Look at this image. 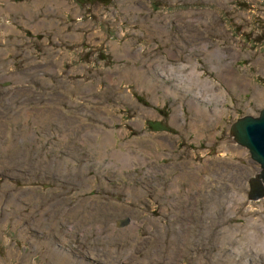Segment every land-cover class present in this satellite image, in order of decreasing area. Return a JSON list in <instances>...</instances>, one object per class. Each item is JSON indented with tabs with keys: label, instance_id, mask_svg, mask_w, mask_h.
<instances>
[{
	"label": "rangeland",
	"instance_id": "374dc122",
	"mask_svg": "<svg viewBox=\"0 0 264 264\" xmlns=\"http://www.w3.org/2000/svg\"><path fill=\"white\" fill-rule=\"evenodd\" d=\"M98 1L55 0L61 15L54 21V12L45 10L48 0H0V264H30L28 242L42 264H67L76 256L103 264L90 255L104 264H264V198L246 197V183L260 164L247 146L229 139L236 118L264 107V0H151L150 9L160 11L159 27L150 18L145 31L140 25L150 14L139 0L108 2L112 15ZM187 17L192 33L184 34L180 23ZM146 31L155 46L143 55L137 34ZM110 40L120 45L115 53ZM206 41L215 51L205 57ZM181 65L192 81L179 82ZM149 87L154 94L148 97L157 104L170 96L174 130L166 133L168 142L153 144L157 133L144 130L157 111L136 92ZM99 110L114 117H101ZM108 131L112 142L100 147ZM133 139L139 141L131 146L143 148L145 161L130 156L135 150L127 143ZM154 148L160 156L151 158ZM69 160L71 169L82 170L74 178L50 168ZM59 180L69 188L59 196L48 193L45 184L55 188ZM82 181L89 186L84 192L70 184ZM28 185L55 201L46 217L40 212L46 201L36 209L28 202ZM89 198L91 207L84 206ZM124 217L129 222L118 226ZM52 226L54 234L48 231ZM32 231L37 237L44 233V241L31 239ZM51 240H65L68 249ZM59 250L65 257L55 256Z\"/></svg>",
	"mask_w": 264,
	"mask_h": 264
},
{
	"label": "flooded vegetation",
	"instance_id": "af4514ba",
	"mask_svg": "<svg viewBox=\"0 0 264 264\" xmlns=\"http://www.w3.org/2000/svg\"><path fill=\"white\" fill-rule=\"evenodd\" d=\"M48 1H50V0H48ZM55 0H52L51 1V3H52V5H53V2H54ZM83 4H89V5H92L93 4V1L94 0H80ZM98 1V0H97ZM113 0H99L98 2H100V3H103L104 5H106V6H110L109 4H108V2H112ZM132 1H134V0H132ZM165 1H169V0H163V1H159V3H163V4H166V2ZM55 3V2H54ZM150 3H152V1L151 0H139L138 2H137V4H138V6L140 7V9H142V10H144V12H145V14H150V16H145L144 17V20H145V24L143 25V26H141L140 25V29H142V30H146L147 29V23H149V19L150 18H153V21L154 22H156V23H154V24H151L152 26H154V28L155 29H158V27H159V24H157V19H158V17H160V15H159V12L160 11H156V10H151L150 9ZM161 3V4H162ZM168 3H170V4H173L174 5V2H171V1H169ZM184 4V3H183ZM54 6V5H53ZM55 8H56V11H52V9L50 8V7H48L47 8V4H46V11H48V12H54V16H56V19L54 20V21H57V15L58 14H60L61 15V4H59V3H55V6H54ZM112 7L113 8H116L117 7V5H112ZM130 8V7H129ZM130 9H132V8H130ZM141 10V11H142ZM46 11H44V14L43 15H46V14H48V12H46ZM107 11H108V13L110 14V15H112V9H111V6L107 9ZM157 13V14H156ZM172 14V13H171ZM187 18H190V17H187ZM190 20H192L191 18L190 19H188V21L186 22L185 20H183V21H181V25H182V30H183V28H184V34H186V33H192L191 32V26H190ZM126 21V20H125ZM107 22H110L111 24L113 23V18L111 19L110 18V20H107ZM129 22H130V19H129ZM128 22V23H129ZM81 23V22H80ZM182 23H184V24H182ZM167 24V23H166ZM139 25V24H138ZM188 29H190V30H188ZM144 31H141V32H144ZM141 32H139L138 34H137V36H138V38L139 39H141L142 41H143V43H142V45L145 47V51L142 53L143 55H145V54H149V52L148 51H146V50H149L150 48H152L153 46H155L154 44H153V42L152 41H150V39H152L153 38V36L152 35H148L147 34V31L145 32V33H141ZM205 31H203V33H204ZM79 33V32H78ZM194 36V35H193ZM156 37V36H155ZM156 39H158V40H161L160 38H157L156 37ZM186 39V38H185ZM160 43V42H159ZM168 42H166V44H167ZM185 44H186V42H184ZM186 46V45H185ZM201 47L204 49L202 52H203V54H204V56L206 57V56H208V55H212V54H214L213 52H211V53H208L206 50H205V48H207V49H209V42H204L202 45H201ZM169 48L171 49V46H169ZM170 49H169V51H170ZM183 52V51H182ZM182 52H180V53H178L179 55L182 53ZM159 54H161V55H163L164 53H159ZM186 60H187V57L185 58ZM188 60L189 61H192V58H191V56H189L188 57ZM203 61L205 62V59L203 58V57H200V58H197V62L198 63H203ZM201 63V64H202ZM221 64H223V62L221 63ZM195 66H196V64H195ZM219 67H222V65H220ZM184 69H185V66L184 65H181L180 67H179V71L177 72V75H178V80H179V82L180 81H183V82H188V81H190L191 79H189V74H187V75H185L184 74ZM215 70H218V68L217 69H215ZM192 81V80H191ZM204 83L206 84V85H209V86H211V87H214V85H213V83H211L209 80H205L204 81ZM172 84H174V85H176L177 83L176 82H172ZM135 86H136V82H135ZM215 89H216V87H214ZM217 91H218V89H216ZM137 93V98L138 99H141L144 103H148L149 105H155L153 108L157 111V113L156 114H154L153 115V117L152 118H149V119H146L145 120V131L146 132H148V133H151L152 134V132L151 131H153V132H155V133H157L156 135H153V139L152 138H150L151 140H153V144H154V142L155 141H158V142H160V141H163V140H165L166 142H168L169 140V138L167 137V135H166V133H168V132H171V131H173L174 130V126H173V124L170 122V110H172L173 109V107H172V105H170V102H171V99L169 98L170 96H166V97H164V100H162V102L163 103H160V104H157V103H155V101H153L152 99H150L148 96L149 95H152V93H151V89H150V87H149V89L148 90H146L144 93L141 91V93H138V92H136ZM144 94V97H141L142 95ZM154 94V93H153ZM160 94H161V92H160ZM162 95V94H161ZM217 95V96H216ZM215 95V98H216V100H218V96H219V94L217 93ZM199 98V97H198ZM214 98V99H215ZM200 99V98H199ZM202 99V98H201ZM161 100V99H160ZM204 100V99H203ZM205 102H207L206 100H204ZM155 103V104H154ZM207 103H209V102H207ZM219 103L221 104V105H223V103H224V99H222V100H220L219 101ZM128 106H123V108H124V110L127 112V115L128 114H130L131 112H132V109H131V107H130V104H127ZM97 111V110H96ZM98 114L99 115H102L104 118H113L114 116L112 115L111 117H108L107 115H106V113H104L103 111H101V110H99L98 111ZM133 115L131 114V117H132ZM146 118H148V116H146ZM237 119V118H236ZM235 119V120H236ZM146 121H147V124L149 125V127H147V125H146ZM156 121H160L161 123H163L164 125H166V126H168V128L166 129V128H162V129H154L153 128V125L151 124V122H156ZM127 122V121H126ZM137 125L138 126H143V123H141V122H139L138 121V123H137ZM97 129H100L101 131L100 132H104L105 133V130H103L102 128H97ZM99 132V131H98ZM165 132V133H164ZM162 133H164V134H162ZM110 135H112V133H110L109 131L107 132V137H108V139H107V141H105L104 139L102 140V141H105V145L107 146V143H109V141H111V138H110ZM36 140H38V138H36ZM225 140V139H224ZM38 141H42V139L40 140H38ZM139 140H137V139H133V140H131L130 141V143H127V145L128 146H130V148L132 149V150H135V152L134 153H132V154H130V156L132 155V157H134L135 159H137V160H139V161H145L146 160V156L142 153V152H140L143 148H141V150H138L139 148H133L132 146H131V144H137V142H138ZM140 141H142L143 142V144H144V142L145 143H148V141L147 140H145V139H140ZM74 142V141H73ZM98 140H97V144H98ZM112 142V141H111ZM207 145H209V144H206V147H207ZM222 145H223V147H222V151L225 149V147H224V143L222 142ZM89 146H96L95 145V141H94V143H93V145H90L89 144ZM104 145H102V146H100V147H103ZM241 146V145H240ZM207 150V149H206ZM158 150H156V148H154V150L153 151H151V153H153L152 154V156H151V158H153V156L156 158L157 156L159 157L160 155H156L155 153H158L157 152ZM219 151V149H218V147L216 146L215 148H214V150H213V152H218ZM121 154V156L123 157V155H124V157L123 158H127V156H126V154L127 153H120ZM228 155L229 156H232V153H228ZM233 158H234V156H233ZM212 163H214L213 161H212ZM40 172V171H39ZM40 176L42 177V175H41V173H40ZM48 180H53V181H55V179H51L50 177H46ZM39 180V179H38ZM67 182H65V181H62V180H59V182L57 183L58 184V186L57 187H55V188H49L51 185L50 184H45V185H47V186H49L48 188L47 187H45L46 188V190L48 191V193H51V194H54V195H56V193H57V195L59 196L60 194H61V192L62 191H64V189H68L69 188V186L66 188V187H63V185H65ZM29 186V185H28ZM44 186V185H43ZM33 187V189H30L29 191H34L33 193H35V194H37V195H39V196H41V197H45L44 196V193H42L41 191H39V190H37V186H32ZM84 191V190H83ZM86 191V190H85ZM76 192L77 193H79V194H81L80 193V191H77L76 190ZM50 197V196H49ZM49 197H47V198H49ZM8 198V197H7ZM71 198V197H70ZM247 200H248V198H247ZM31 201H33V203H35V200L33 199V200H29L28 202H31ZM23 203V202H22ZM33 203H30L31 205H32V209H33ZM168 204V206L170 205V203L168 202L167 203ZM41 206V205H40ZM120 218H118V220H119ZM168 220H169V222H171L172 220H170L169 218H167ZM118 220H117V222H118ZM127 224V223H126ZM33 232H36L37 234L39 233L38 231H33ZM50 234H53V233H51L50 232ZM27 235L28 236H31V234L30 233H27ZM39 235V234H38ZM38 235H36V237H31V239H33V238H40L39 239V241H44V233L43 234H41V236L40 237H37ZM34 240V239H33ZM53 243H55L56 244V247L57 248H59V247H61L60 246V244H58L57 242H55V241H53V240H51ZM29 244V245H28ZM28 246H27V253H28V255H29V259H30V264H36V262H38L39 264H42L41 262H40V259H38V258H36V255H34V250L36 249V246L35 245H32V243L31 242H28ZM67 244V243H66ZM65 246V245H64ZM65 249H68V247L67 246H65L64 247ZM92 252V250L90 251V253ZM58 253H60V251H56V253H55V255L56 254H58ZM71 253V252H70ZM90 258L91 259H93L94 260V263H97V262H99V263H103L104 264V262L102 261V259H96V258H93L91 255H90ZM73 261H74V264H86V263H90V262H92V260H89V261H84V260H81V261H84V262H81L80 260V262H78V260H75V259H73ZM93 263V262H92ZM44 264H59V262H57L55 259H53L52 261H47V260H45V262H44ZM68 264V263H67Z\"/></svg>",
	"mask_w": 264,
	"mask_h": 264
},
{
	"label": "water",
	"instance_id": "95a60500",
	"mask_svg": "<svg viewBox=\"0 0 264 264\" xmlns=\"http://www.w3.org/2000/svg\"><path fill=\"white\" fill-rule=\"evenodd\" d=\"M196 97L199 102L202 99ZM200 103V102H199ZM154 129L168 128L160 121L151 122ZM230 140L247 146L252 157L260 164L259 170L252 174L246 185L248 191L246 197L248 200H259L264 198V107L255 114H245L234 120L230 129ZM129 217L120 218L118 226L128 223Z\"/></svg>",
	"mask_w": 264,
	"mask_h": 264
},
{
	"label": "bare ground",
	"instance_id": "6f19581e",
	"mask_svg": "<svg viewBox=\"0 0 264 264\" xmlns=\"http://www.w3.org/2000/svg\"><path fill=\"white\" fill-rule=\"evenodd\" d=\"M51 1L52 0H50V3H46L47 4V8L48 7H50L51 9H52V11H56V8L52 5V3H51ZM46 2V1H45ZM24 5V4H23ZM23 7V6H22ZM13 8V7H12ZM35 9V8H34ZM33 9V10H34ZM26 10H28L27 8H26ZM31 10V9H30ZM32 13V12H31ZM33 13H35L36 15L39 13V12H37V11H34ZM26 15H27V11H26ZM30 15V14H29ZM31 18V17H30ZM29 20V19H28ZM43 20V22L45 21V20H48V19H45V18H43L42 17V19H41V21ZM49 21V20H48ZM26 22V21H25ZM37 23V22H36ZM35 25H38V24H35ZM41 25V24H40ZM45 25V24H44ZM14 27V26H13ZM77 33H78V31H76ZM110 41H112V45L114 46V53L115 52H117L118 50H119V48H120V45L116 42V41H114V40H110ZM125 51V53L126 54H128L129 52H130V49H129V47H126L125 49H124ZM205 50L208 52V53H211L212 51H215L214 49H212V51L210 50V49H207V48H205ZM216 53V52H215ZM123 54V53H122ZM134 69V68H133ZM134 70H136V69H134ZM110 71V70H109ZM135 72V71H134ZM110 73V72H109ZM139 77V76H138ZM129 80V79H128ZM213 98V97H212ZM10 103V102H9ZM46 113V112H45ZM47 114V113H46ZM27 115V114H26ZM101 117H103L102 115H100ZM17 118V117H16ZM44 118H46V117H44ZM32 119V118H31ZM238 119V118H237ZM55 121V120H54ZM30 126V125H29ZM28 126V127H29ZM26 129V128H25ZM37 129V128H36ZM75 129V128H74ZM230 129H231V125H230ZM17 130V129H16ZM20 130V129H19ZM64 130V129H63ZM97 131H101L100 129H97ZM41 132V131H40ZM64 132V131H63ZM77 132V131H76ZM72 133H74V132H72ZM20 134V133H19ZM75 134H77V133H75ZM83 135H86L87 136V138H89V139H91V140H93V138H92V136L91 135H89V134H86V133H83ZM36 136H37V134H36ZM64 136V135H63ZM35 137V136H34ZM72 137V136H71ZM76 137V136H75ZM77 138V137H76ZM96 138H97V136H96ZM25 139V138H24ZM81 139H82V137H81ZM229 139H230V132H229ZM86 139H83V141H85ZM3 141H5V140H3ZM1 143V142H0ZM18 143H20V142H18ZM88 144H90V145H93V142H91V141H89L88 142ZM9 145V144H8ZM7 145V146H8ZM13 145V144H12ZM73 145H75V143L73 142ZM102 145H104L105 146V148H106V145H105V141H103L102 142ZM14 146V145H13ZM1 148V147H0ZM10 148V147H9ZM24 148V147H23ZM104 148V149H105ZM4 151V150H3ZM9 151V150H8ZM5 153V152H4ZM25 153V152H24ZM20 154V153H19ZM23 154V153H22ZM104 154V153H103ZM118 155H119V157L120 158H123L122 156H121V154L120 153H117ZM106 155V154H105ZM22 156V155H21ZM39 156V155H38ZM252 156V155H251ZM25 158V157H24ZM253 158V157H252ZM65 159V158H64ZM124 159V158H123ZM254 159V158H253ZM2 160V159H1ZM5 160V159H4ZM255 160V159H254ZM9 161V160H8ZM7 161V162H8ZM56 161V160H55ZM60 161V160H59ZM67 161V160H66ZM116 161V160H115ZM122 161V160H121ZM120 161V162H121ZM256 161V160H255ZM42 162V161H41ZM46 162V161H45ZM44 162V163H45ZM10 163V162H9ZM40 163V162H39ZM59 163V164H58ZM60 163H63L62 165L64 166V167H62L61 166V164ZM57 164H58V166L56 165V166H53V165H51V167L50 168H52L53 170H55L56 172H57V174L58 175H60V176H62V177H71V178H74L71 174L72 173H74V172H77L78 170H79V168L78 169H71L69 166H68V164H74L72 161H70L69 160V163H64V162H57ZM86 164V163H85ZM116 164V163H115ZM36 165V164H35ZM42 165V164H41ZM97 165V164H96ZM123 165V164H122ZM105 166H109L108 164L107 165H105ZM39 167H40V165H39ZM111 167V166H110ZM120 167V166H119ZM38 168V167H37ZM45 168H47V167H45ZM122 168V167H121ZM104 169V168H103ZM119 169V168H118ZM50 169L48 168V171H49ZM123 169H121V171H122ZM40 171V170H39ZM52 171V170H51ZM80 172H82V170H79ZM103 171V170H102ZM102 171H101V173H102ZM46 172V171H45ZM62 172V175L60 174ZM40 173H41V175H43L42 174V172L40 171ZM52 173V172H51ZM66 173H69V174H66ZM115 173H117V172H115ZM47 174V173H46ZM66 174V175H65ZM118 174H121L120 172L118 173ZM102 176V175H101ZM47 177H49V176H47ZM88 178H89V176H88ZM75 179H73V181H74ZM88 180V179H87ZM86 180V181H87ZM70 184H76L78 187L79 186H81L82 188H83V190L85 191V190H88L89 189V186H88V184H87V182H85L84 183V181H82V182H79V184L78 183H74V182H70ZM82 184V185H81ZM97 184V183H96ZM100 184V183H99ZM1 186V185H0ZM6 186H7V184H6ZM100 186V185H99ZM6 188V187H5ZM30 189H33V187L32 186H29L28 188L26 187V189H25V194H26V196L28 197V201L29 200H33L34 199V197L36 198V200H35V203H33V209H36L37 207H39L40 205H43L44 206V201H46V207L45 208H43L40 212L42 213L43 212V214L42 215H45L44 213H45V211H47V210H53V209H55L54 207L55 206H57V205H55L54 206V203H55V201L53 202V201H48L49 200V198H47V197H41V196H39V195H37V194H35V193H33L34 191H29ZM1 190V189H0ZM20 190V189H19ZM23 190V189H22ZM5 191V190H4ZM83 191V192H84ZM22 192V191H21ZM20 193V192H19ZM22 194V193H21ZM1 195H4V193H2ZM12 195H13V193H12ZM20 196V195H19ZM24 196V195H23ZM243 198V197H242ZM51 199V198H50ZM263 199V198H262ZM7 200H12V198L10 197V196H8V198H7ZM21 200V199H20ZM63 201L65 200V201H69L70 199L69 198H64V199H62ZM90 200H91V198H89V199H85V201H84V206H87V207H91V204H90ZM260 200V199H259ZM57 201V200H56ZM92 201V200H91ZM23 201H21V203H22ZM95 202V201H94ZM60 203V202H59ZM61 203H63V202H61ZM65 203V202H64ZM6 205V204H5ZM16 205V204H15ZM80 205V204H79ZM94 205V204H93ZM10 206V205H9ZM59 206V205H58ZM106 206V205H105ZM5 207V206H4ZM18 207V206H17ZM104 207V206H103ZM66 208H68V206H67V204H66ZM94 208H95V206H94ZM100 208H101V206H100ZM4 209H8V210H12L11 208H9V207H6V208H4ZM62 209V208H61ZM102 209V208H101ZM72 209H70V211H71ZM73 210H80V207H76V208H74ZM49 212V211H48ZM60 212V211H59ZM81 212V211H80ZM93 212V211H92ZM96 212V211H95ZM94 212V213H95ZM5 213V212H4ZM9 213V212H8ZM78 213V212H77ZM57 214V213H56ZM59 214V213H58ZM71 214V213H70ZM76 214V213H75ZM84 214V213H83ZM52 215V214H51ZM61 215V214H60ZM98 215V214H97ZM84 216V215H83ZM40 217V216H39ZM45 217H46V215H45ZM50 217V216H49ZM91 217V216H90ZM94 217H95V215H94ZM8 218V217H7ZM44 219V218H43ZM83 219V218H82ZM96 219V218H95ZM48 220V219H47ZM88 220V219H87ZM94 220V219H93ZM83 221V220H82ZM81 221V222H82ZM98 221V220H97ZM43 223V222H42ZM80 223V222H79ZM96 223V222H95ZM254 223H255V221H254ZM46 224V223H45ZM97 224V223H96ZM102 225V224H101ZM248 225H250V224H248ZM259 225H261V224H259ZM78 226H79V224H78ZM92 226V225H91ZM253 226V225H252ZM49 227V226H48ZM81 227V226H80ZM51 228V227H50ZM115 228V227H114ZM244 228V227H243ZM252 228V227H251ZM49 229V228H48ZM47 229V230H48ZM88 229V228H87ZM101 229V228H100ZM104 229V228H103ZM246 229V228H245ZM54 230H56V228L55 227H53L52 226V230L50 231V230H48L49 232H51V233H53L54 234ZM77 231H78V229H76ZM237 232V231H236ZM130 233V232H129ZM245 233H247V232H245ZM30 234H31V236L32 237H36V235H38L36 232H30ZM84 235V234H83ZM248 235V234H247ZM230 236V235H229ZM233 237V236H232ZM231 237V238H232ZM64 238V237H63ZM229 238V237H228ZM163 239H164V237H163ZM252 239H253V237H252ZM252 239H250V240H252ZM249 240V239H248ZM250 240H249V242H250ZM63 241V243L65 242V243H67L65 240H62ZM58 244H60V246L61 247H59V249H61V248H63V250L65 251V246H64V244L63 243H61V242H57ZM156 243V242H155ZM239 243V242H238ZM240 243H241V241H240ZM158 244V243H157ZM27 245V244H26ZM254 247V246H253ZM263 247H264V245H263ZM63 250H59V251H61L60 253H58V254H56L55 256H57L58 258H62V257H65V255L62 253V252H64ZM237 251V250H236ZM80 255V254H79ZM75 258H77V260H82V259H80V257L79 256H76ZM76 260V259H75ZM57 262H59L58 260H56ZM69 261V260H68ZM63 263V262H62ZM36 264H39L38 262H36ZM68 264H74V261H73V259H72V261H69L68 262ZM81 264V263H80Z\"/></svg>",
	"mask_w": 264,
	"mask_h": 264
}]
</instances>
